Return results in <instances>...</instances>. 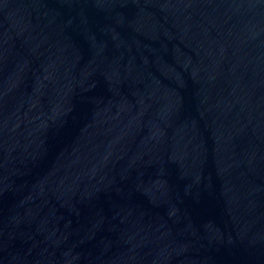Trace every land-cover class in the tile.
Returning a JSON list of instances; mask_svg holds the SVG:
<instances>
[{"label":"water","instance_id":"1","mask_svg":"<svg viewBox=\"0 0 264 264\" xmlns=\"http://www.w3.org/2000/svg\"><path fill=\"white\" fill-rule=\"evenodd\" d=\"M0 264H264V0H0Z\"/></svg>","mask_w":264,"mask_h":264}]
</instances>
